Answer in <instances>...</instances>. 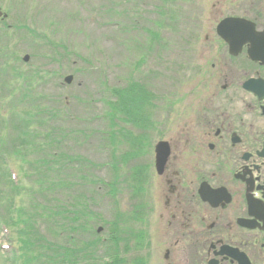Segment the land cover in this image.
I'll return each instance as SVG.
<instances>
[{"label":"rangeland","instance_id":"374dc122","mask_svg":"<svg viewBox=\"0 0 264 264\" xmlns=\"http://www.w3.org/2000/svg\"><path fill=\"white\" fill-rule=\"evenodd\" d=\"M0 6L8 14L0 20V43L6 40L1 29L10 25V47L20 59L11 60V53L8 62L15 68L4 71L0 65V119H22L20 109L12 115L19 104L8 88L16 80L14 74L39 71L32 100L59 112L58 120L49 118V125L57 134L61 126L69 132L64 150L75 158L69 199L85 203L91 217V230L73 238L92 239L96 233L107 240L113 222L123 237L139 230L149 233L153 191L142 183L137 195L133 171L145 166L142 182H162L156 146L174 141L195 118L199 67H210L217 52L226 51L217 25L225 17L243 16L263 26L264 0H0ZM26 54L30 58L24 62ZM67 75H73L70 83H64ZM133 81L144 86L152 100L140 124L120 111L113 119L118 91ZM0 130L11 133L12 127L0 121ZM29 155L13 153L9 158L13 177L24 184L30 182ZM27 193L18 197L19 205L28 204ZM136 211L142 222L133 217ZM17 229L0 225V264H15ZM165 248L139 251L146 264H167ZM126 250L123 257L134 264L135 247L130 244Z\"/></svg>","mask_w":264,"mask_h":264},{"label":"flooded vegetation","instance_id":"af4514ba","mask_svg":"<svg viewBox=\"0 0 264 264\" xmlns=\"http://www.w3.org/2000/svg\"><path fill=\"white\" fill-rule=\"evenodd\" d=\"M224 46L199 67L196 115L168 140L162 182H135L137 195L142 183L153 191L134 245L142 264L140 251L161 245L167 264H264V96L245 87L264 65Z\"/></svg>","mask_w":264,"mask_h":264},{"label":"trees","instance_id":"16d2710c","mask_svg":"<svg viewBox=\"0 0 264 264\" xmlns=\"http://www.w3.org/2000/svg\"><path fill=\"white\" fill-rule=\"evenodd\" d=\"M1 32L6 38L0 43V65L5 71L10 67L15 68L8 62L11 53H14L11 60L16 62L20 59L10 47L11 26L5 24ZM14 75L15 84H9L8 88L11 95L18 98L19 104L13 107L12 115L15 116L20 109L18 113L22 119L15 118L13 123L5 115L0 119L4 126L8 123L13 130L11 133L0 130V207L4 208L0 211V225L18 228L20 245L13 251L15 264H127L123 249L130 248V244L133 248V243H137L136 237L143 235L141 231L123 237L119 225L113 222L107 240L96 233L92 239H79L76 242L73 238V235L81 236L83 232L91 230V217L86 215L88 212L84 209H88V206L85 203L69 199L75 186L71 182L75 158L64 150V139L69 132L61 126L57 134L49 125V118L58 120L59 112L52 108L43 109L39 102L32 100L36 98L33 96V84L36 76L41 78L40 72L35 70ZM118 94L119 100L112 103L113 119L120 111L133 123L140 124L145 105L151 102L150 92L133 81ZM41 97L45 106V97ZM48 112L49 116L45 118ZM21 126L25 127L24 131L20 130ZM138 151L142 153V148ZM13 153L30 154L31 159L27 161L30 169L26 172L29 173L30 182H14L9 166L10 154ZM144 167L138 165L134 169L133 177L141 179L139 181L137 178L136 182H142ZM24 191L28 192V204L23 202L19 205L18 197L25 196ZM21 200L24 201L23 198ZM133 217L140 218L136 214ZM45 234L55 237L49 240ZM99 250L103 252L100 256ZM140 260L135 259L134 264H142L143 259Z\"/></svg>","mask_w":264,"mask_h":264},{"label":"water","instance_id":"95a60500","mask_svg":"<svg viewBox=\"0 0 264 264\" xmlns=\"http://www.w3.org/2000/svg\"><path fill=\"white\" fill-rule=\"evenodd\" d=\"M6 16L0 8V17ZM217 33L227 42L232 55H238L243 46L248 45L249 58L264 65V28L258 30L256 23L245 17L228 16L217 25ZM24 59L27 61L29 55H26ZM72 79L73 76L69 75L65 81L70 83ZM245 87L259 97L264 96V80L261 78L249 79ZM169 151V144L166 141H161L156 146V166L159 173L163 172Z\"/></svg>","mask_w":264,"mask_h":264},{"label":"bare ground","instance_id":"6f19581e","mask_svg":"<svg viewBox=\"0 0 264 264\" xmlns=\"http://www.w3.org/2000/svg\"><path fill=\"white\" fill-rule=\"evenodd\" d=\"M263 97V96H262ZM261 98V97H260Z\"/></svg>","mask_w":264,"mask_h":264}]
</instances>
